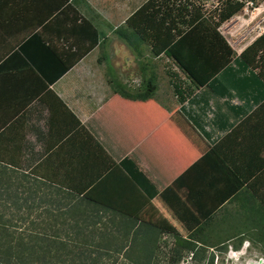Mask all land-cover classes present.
<instances>
[{
    "label": "crops",
    "instance_id": "1",
    "mask_svg": "<svg viewBox=\"0 0 264 264\" xmlns=\"http://www.w3.org/2000/svg\"><path fill=\"white\" fill-rule=\"evenodd\" d=\"M129 5V0H0V179L27 176L35 181L29 180L31 187L47 193L82 190L79 198L184 238L240 190L264 191V120L237 121L220 136L246 185L181 113L185 101L149 72L151 61L162 55L130 53L113 33L138 8ZM260 11L244 24H252ZM82 21L96 32L95 45L47 84L31 65L37 60L33 42L22 50L21 45L37 35L60 56L72 57L92 41L90 31L81 33L87 29ZM106 65L115 87L107 82ZM151 78V96L119 95H144ZM121 161L133 164L155 188L152 199Z\"/></svg>",
    "mask_w": 264,
    "mask_h": 264
},
{
    "label": "trees",
    "instance_id": "2",
    "mask_svg": "<svg viewBox=\"0 0 264 264\" xmlns=\"http://www.w3.org/2000/svg\"><path fill=\"white\" fill-rule=\"evenodd\" d=\"M194 7L187 0L177 3L174 0H146L113 33L137 56L141 55V46H146L151 57L163 55L175 63L197 90L183 91L172 86L177 100L185 101L180 107L181 113L211 145L214 154L247 185V178L241 177L231 162L232 154L222 148L220 136L237 121L241 124L256 120L260 124L264 120V62L261 61L264 32L233 57L217 28L237 13L242 4L225 5L216 18L206 17ZM81 23L87 28L86 31L80 29L81 33L90 31L92 41L83 48H76L72 57L60 56L37 35L30 36L21 45L20 50L33 42V56L37 60L31 65L47 84L56 81L95 45L96 32L89 23ZM107 82L111 87L112 83L117 86L113 79ZM144 86L147 89L144 95L120 91L119 95L134 99L151 96L155 88L153 78ZM233 100L238 105L231 104ZM207 112L211 114L209 118ZM120 166L148 199L155 196V188L149 186L133 164L121 161ZM15 179L8 174L0 179L3 182H0V263L100 264L102 257L116 254L130 264H154L153 256L158 252L161 234L173 236L171 254L177 259L183 250L193 253L194 257L196 244L210 247L225 244L230 239H237L239 244L243 236L258 244L264 254V191H255L250 186L233 195L227 206L206 217L186 238H180L79 198L82 190L40 192L36 186L31 187L29 180L32 179L27 176ZM37 197L49 206H33L28 201ZM236 202L239 205L228 207ZM39 208L34 219L41 220L35 223L30 212ZM226 219L233 220L232 229L217 240L214 231ZM24 223L28 226L20 230ZM32 226L44 232L33 233L30 231ZM206 233L217 235L214 237L217 241L213 242L209 237L207 243Z\"/></svg>",
    "mask_w": 264,
    "mask_h": 264
},
{
    "label": "rangeland",
    "instance_id": "3",
    "mask_svg": "<svg viewBox=\"0 0 264 264\" xmlns=\"http://www.w3.org/2000/svg\"><path fill=\"white\" fill-rule=\"evenodd\" d=\"M118 1L122 2L123 0H118ZM129 1H130L129 7L132 9H136L146 0H129ZM174 1L177 3L179 0H174ZM187 1L190 2L193 6H195L194 8L199 9L204 16L209 18H216V15L219 13V11L227 4L234 2H240L242 4V8L237 13L231 16L228 20L221 23L217 28V32L220 34V36L224 39V41L227 43L229 48L232 50L233 57L238 56L240 52V51L239 52L236 51L237 48L242 47L243 49L245 46L250 44L252 40H254L257 36H259L264 32V11H263L264 9L262 8V5L264 4V0H187ZM256 10L257 11L261 10L260 11L261 14H258L255 17V21L252 24L245 25L244 21L248 20L249 17ZM256 34L258 35L251 40V37ZM128 50L129 52L130 51L132 52L130 48H128ZM140 52L141 55L139 56H143V55L150 56L149 49L146 46H141ZM133 53L136 55L135 52ZM95 55L96 53H93V59ZM261 61L264 62V55L262 56ZM150 65L152 67L149 69V72L150 73L155 72V75L152 74V76L154 77V79L156 78V82H158L159 86H163V87L166 86L170 88L176 85L183 91H189V90L191 92L194 91L193 86L190 85V83L187 81L181 70H179L176 67L175 63L172 60L162 55L159 60L151 61ZM132 71L135 72V67ZM263 71H264V67H263ZM104 72L106 73V76L109 80L113 79L114 81H116L114 72L108 65L105 66ZM125 72L126 71L122 72L123 75L125 74ZM126 73L129 74V72ZM144 75L146 76L148 74L145 73ZM139 81L141 80L140 79L137 80L138 83ZM112 86H114L113 83ZM40 199L41 198L37 197V198H31L28 201L33 206H38V207L49 206L46 203L44 204L41 203ZM38 212H40V208L33 209V211L30 212V218L33 219L35 223L41 220V218L34 219V217ZM226 220L227 221L224 224H221L219 228L214 231V233L218 235V237H216L217 240L222 239L224 236L227 235L226 233H228L232 229L231 225L233 224L232 223L233 220L230 219H226ZM26 226L28 225L25 223L20 225V230L25 228ZM185 227L186 226H183L182 228L184 229ZM30 231H32L33 233L44 232V230L33 228V226L31 227ZM45 232L48 231L45 230ZM214 233H212L210 236L208 233L205 234V237L208 240L207 243H209V237L213 242L217 241L214 240V237L217 236ZM172 237H173L172 235L161 234L159 243L157 245L158 252L155 253L153 256L154 264H184V260L189 253L183 250L180 252V256L178 257V259L174 258L171 254V251L174 248V239ZM243 245L245 246V248H242L241 251L242 253L239 254L240 252L239 249ZM258 261H262V264H264V254L262 253L260 246L250 241L247 238V236L241 237V241L239 242V244L237 239H230L225 244H220V245L212 244L210 245V247L207 246L202 247L196 244L194 257H192L191 259L192 264H244V263L250 264V262L258 263ZM0 264H5V263L2 262ZM7 264H15V263L13 261H9ZM100 264H130V263L122 259L119 255L113 254V257H108V258L102 257L100 259Z\"/></svg>",
    "mask_w": 264,
    "mask_h": 264
},
{
    "label": "built area",
    "instance_id": "4",
    "mask_svg": "<svg viewBox=\"0 0 264 264\" xmlns=\"http://www.w3.org/2000/svg\"><path fill=\"white\" fill-rule=\"evenodd\" d=\"M211 116L210 112H207V117L209 118ZM193 257V254L190 252L188 256L184 260V264H192L191 259Z\"/></svg>",
    "mask_w": 264,
    "mask_h": 264
},
{
    "label": "flooded vegetation",
    "instance_id": "5",
    "mask_svg": "<svg viewBox=\"0 0 264 264\" xmlns=\"http://www.w3.org/2000/svg\"><path fill=\"white\" fill-rule=\"evenodd\" d=\"M242 250H240V252H239V254H241L242 252H241ZM244 264H248V263H244ZM250 264H262V261L260 262V261H258V263L257 262H250Z\"/></svg>",
    "mask_w": 264,
    "mask_h": 264
},
{
    "label": "bare ground",
    "instance_id": "6",
    "mask_svg": "<svg viewBox=\"0 0 264 264\" xmlns=\"http://www.w3.org/2000/svg\"><path fill=\"white\" fill-rule=\"evenodd\" d=\"M261 262V261H260Z\"/></svg>",
    "mask_w": 264,
    "mask_h": 264
},
{
    "label": "clouds",
    "instance_id": "7",
    "mask_svg": "<svg viewBox=\"0 0 264 264\" xmlns=\"http://www.w3.org/2000/svg\"><path fill=\"white\" fill-rule=\"evenodd\" d=\"M240 53V52H239Z\"/></svg>",
    "mask_w": 264,
    "mask_h": 264
}]
</instances>
